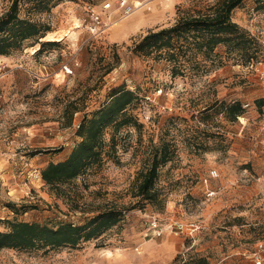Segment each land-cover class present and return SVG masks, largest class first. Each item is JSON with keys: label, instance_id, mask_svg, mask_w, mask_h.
Instances as JSON below:
<instances>
[{"label": "rangeland", "instance_id": "rangeland-1", "mask_svg": "<svg viewBox=\"0 0 264 264\" xmlns=\"http://www.w3.org/2000/svg\"><path fill=\"white\" fill-rule=\"evenodd\" d=\"M44 1L48 8L24 1L20 15L49 24L51 34L40 40L52 44L0 55V230L14 219L83 224L108 203L124 208L125 218L75 247L2 248L0 264H256L264 245V105L257 104L264 78L251 62L264 69V9L255 0L237 9L241 25L261 41L257 58L227 56L220 46L211 58H181L182 71L173 75L172 61L136 52L135 43L215 0ZM10 4L0 0V14ZM128 4L135 7L129 14ZM93 12L103 23L99 31L91 30ZM121 88L140 97L129 109L138 124L120 129L116 156L78 177L70 199L59 197L41 170L69 154L82 118ZM84 92L82 109L66 125L68 101ZM237 100L245 111L230 120L225 106ZM112 133L108 128L107 141ZM162 139L176 153L159 169L166 194L160 208L139 203L131 191ZM153 216L163 227L159 235ZM176 220L199 229L177 232L169 226Z\"/></svg>", "mask_w": 264, "mask_h": 264}, {"label": "trees", "instance_id": "trees-1", "mask_svg": "<svg viewBox=\"0 0 264 264\" xmlns=\"http://www.w3.org/2000/svg\"><path fill=\"white\" fill-rule=\"evenodd\" d=\"M24 1L33 0H11L10 6L0 14V55H9L38 42L41 45L37 52H41L46 45L52 44L51 41L40 40L51 31L49 24L20 15ZM36 2L38 6L46 4L44 0ZM243 2L244 0H215L204 9H196L193 13L180 16L170 26L149 30L135 43L134 50L156 58L166 57L173 62V75L182 71L181 58H192L197 54L211 58L219 55L216 49L220 46L225 48L227 56L236 52L251 62L258 57L261 41L233 19L234 10ZM255 2L259 8L264 9V0ZM45 6L49 7L47 4ZM112 69L113 65H109L101 77ZM87 94L88 92H84L80 97L68 101L65 107L66 125H72ZM139 100L136 91L121 88L113 92L90 116L85 115L76 131L80 140L74 144L69 154L62 160L48 162L41 170L45 184L59 197L70 199L69 188L73 187L78 177L87 174L93 167L102 165L105 157L116 156V134L124 126L138 124L137 118L129 109ZM257 104L259 107L264 105V98L258 99ZM225 108L230 120H235L245 111L242 102L238 100L227 104ZM110 127L113 128V133L107 141L105 135ZM175 153L176 147L170 140L162 139L159 144L153 145L145 166L132 184L131 194L138 198L139 203L149 202L157 207H164L166 194L158 185L159 169L172 160ZM9 206L16 211L13 203H9ZM124 218V208L116 203H108L83 224L6 220L8 229L0 230V249H51L64 245L75 247L81 242L100 237Z\"/></svg>", "mask_w": 264, "mask_h": 264}, {"label": "built area", "instance_id": "built-area-1", "mask_svg": "<svg viewBox=\"0 0 264 264\" xmlns=\"http://www.w3.org/2000/svg\"><path fill=\"white\" fill-rule=\"evenodd\" d=\"M127 2V0H123L122 4L125 5ZM134 5H126L125 11L126 13H131L134 9ZM93 20H94V25L92 26L91 30L92 31H99L101 26H102V20L100 18V16L98 14H96L95 12H93L92 14ZM251 30V29H250ZM252 34L255 35V33L251 30ZM256 36V35H255ZM257 37V36H256ZM258 38V37H257ZM252 65H255L256 69L259 71L260 75L262 78H264V69L261 68V66H259L257 63H255L254 61L251 62ZM214 174H217L216 172ZM212 176H218V175H212ZM209 194H213L214 191H209ZM150 224L152 226V228L155 230L156 234H161L162 233V228L161 225L158 222V219L156 216H153L150 220ZM172 229L174 228L177 232H186L188 235L193 236V232L199 229V226H197L194 223L191 224H187L183 221L180 220H176L173 221L172 223H170L169 225ZM264 245L263 243H259L258 244V250L254 253V260L256 264H262V251H263Z\"/></svg>", "mask_w": 264, "mask_h": 264}, {"label": "crops", "instance_id": "crops-1", "mask_svg": "<svg viewBox=\"0 0 264 264\" xmlns=\"http://www.w3.org/2000/svg\"><path fill=\"white\" fill-rule=\"evenodd\" d=\"M246 1L247 0H244V2L242 3V5H241V7H244V5L246 4ZM247 6L249 5V4H246ZM240 7H237L235 10H234V12H233V16H234V18L236 19V21L237 22H239L240 24H242V25H244L243 23V20L242 19H240V15L238 16V14L240 13V12H238L237 11V9H239ZM239 17V18H238Z\"/></svg>", "mask_w": 264, "mask_h": 264}, {"label": "bare ground", "instance_id": "bare-ground-1", "mask_svg": "<svg viewBox=\"0 0 264 264\" xmlns=\"http://www.w3.org/2000/svg\"><path fill=\"white\" fill-rule=\"evenodd\" d=\"M49 34H51V32H49ZM52 39L61 40L62 38L57 37V38H52Z\"/></svg>", "mask_w": 264, "mask_h": 264}]
</instances>
